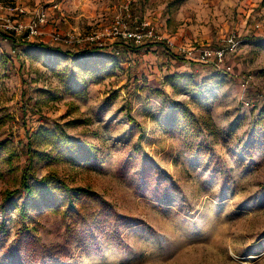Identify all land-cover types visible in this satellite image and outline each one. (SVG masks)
<instances>
[{"label": "rangeland", "instance_id": "1", "mask_svg": "<svg viewBox=\"0 0 264 264\" xmlns=\"http://www.w3.org/2000/svg\"><path fill=\"white\" fill-rule=\"evenodd\" d=\"M84 49L119 67L92 81L69 54ZM177 73L217 76L199 137L174 125L173 101L204 115L167 83ZM56 128L92 157L29 159ZM0 143L16 153L0 163V205L28 167L108 203L99 229L77 233L93 239L57 261L22 231L63 244L71 219H23L16 198L0 208V264H264V0H0Z\"/></svg>", "mask_w": 264, "mask_h": 264}, {"label": "trees", "instance_id": "2", "mask_svg": "<svg viewBox=\"0 0 264 264\" xmlns=\"http://www.w3.org/2000/svg\"><path fill=\"white\" fill-rule=\"evenodd\" d=\"M74 59L82 57L85 61L82 69L88 74L92 81L100 83L107 76H111L119 67V61L113 54H94L92 51L84 49L74 53H69ZM217 76L212 75L203 80V84L194 81L192 75L174 74L166 78L167 83L175 90L189 91L194 94L193 102L203 109V117H197L192 108L187 104L173 101V117L174 125L183 128V131L189 135L199 137L202 130L214 128L212 119V97L206 94V88L211 87L216 81ZM81 94L86 93V89L80 88ZM203 120V121H201ZM59 128V127H58ZM56 128L54 132H47V142L52 145L50 152L34 150V155L29 153V159H39L51 164L55 161L82 162L92 157L90 148L72 141L70 136L63 130ZM82 147V154H78V149ZM8 145L0 143V163L8 162L11 164L12 159L16 155L15 151L8 153ZM7 154L2 156L4 153ZM199 151V150H198ZM31 152V147H30ZM57 152V153H56ZM3 153V154H2ZM38 160V161H39ZM11 170H15L11 168ZM17 171V170H16ZM225 176L227 172H222ZM23 197L24 201L19 208V213L23 219L30 218V211L33 212H49L61 213L62 217L71 224H68L66 239L63 244H44L37 236V231L31 229L22 231L36 241V245L43 248L44 251L52 255L57 261H62L71 252V246L74 242L80 247L92 240L93 234H77L92 233L93 230L99 229L101 226L100 218L104 216L105 205L107 201L101 198L97 193L88 187L71 186L65 178L58 175L55 170L49 171L46 175L39 177L32 167L22 172L21 185L18 189L8 191L0 208L3 215L6 213V206L16 198ZM5 221L2 222V226ZM28 227V226H27ZM90 231V232H89ZM6 233V230H3ZM21 233V232H19ZM21 233V234H22ZM89 236V237H88ZM28 240V239H27ZM26 240V241H27ZM26 245L21 249L27 250ZM42 258L44 253H42ZM46 261V260H45Z\"/></svg>", "mask_w": 264, "mask_h": 264}, {"label": "built area", "instance_id": "3", "mask_svg": "<svg viewBox=\"0 0 264 264\" xmlns=\"http://www.w3.org/2000/svg\"><path fill=\"white\" fill-rule=\"evenodd\" d=\"M41 14V17L39 19L40 22H43L45 21V16H46V13H40ZM38 24L39 22H34L33 24L29 25V28H30V33L31 34H37L38 33ZM125 37L129 36V37H134L136 39L137 42H140L141 41V35H138L136 33H125L124 34ZM217 55L218 56H223L224 55V52L222 50L218 51L217 52Z\"/></svg>", "mask_w": 264, "mask_h": 264}, {"label": "bare ground", "instance_id": "4", "mask_svg": "<svg viewBox=\"0 0 264 264\" xmlns=\"http://www.w3.org/2000/svg\"><path fill=\"white\" fill-rule=\"evenodd\" d=\"M252 257H254V256H252ZM249 258H251V256H250ZM249 258H248V259H249Z\"/></svg>", "mask_w": 264, "mask_h": 264}]
</instances>
